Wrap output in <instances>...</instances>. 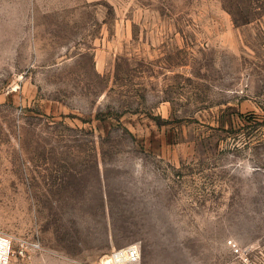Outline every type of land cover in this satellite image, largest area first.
<instances>
[{
  "label": "rangeland",
  "instance_id": "obj_1",
  "mask_svg": "<svg viewBox=\"0 0 264 264\" xmlns=\"http://www.w3.org/2000/svg\"><path fill=\"white\" fill-rule=\"evenodd\" d=\"M11 264H264V0H0Z\"/></svg>",
  "mask_w": 264,
  "mask_h": 264
},
{
  "label": "built area",
  "instance_id": "obj_2",
  "mask_svg": "<svg viewBox=\"0 0 264 264\" xmlns=\"http://www.w3.org/2000/svg\"><path fill=\"white\" fill-rule=\"evenodd\" d=\"M37 242L28 243L23 239L0 232V264H11L19 257H26L30 251L39 248ZM141 259L140 249L137 245H131L115 251L110 259L111 264H135Z\"/></svg>",
  "mask_w": 264,
  "mask_h": 264
},
{
  "label": "bare ground",
  "instance_id": "obj_3",
  "mask_svg": "<svg viewBox=\"0 0 264 264\" xmlns=\"http://www.w3.org/2000/svg\"><path fill=\"white\" fill-rule=\"evenodd\" d=\"M111 258V257H110ZM105 264H111L110 260H106Z\"/></svg>",
  "mask_w": 264,
  "mask_h": 264
}]
</instances>
